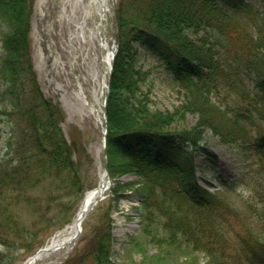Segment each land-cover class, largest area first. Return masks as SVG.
Instances as JSON below:
<instances>
[{
    "label": "trees",
    "instance_id": "1",
    "mask_svg": "<svg viewBox=\"0 0 264 264\" xmlns=\"http://www.w3.org/2000/svg\"><path fill=\"white\" fill-rule=\"evenodd\" d=\"M34 2L0 0V103L5 104L0 131L2 125L9 128L0 146V264H15V252L31 250L37 231L54 218L51 202L46 203L43 195L51 201L64 179L75 200L80 201L84 192L76 145L67 140L61 125L65 111L45 94L34 68L30 46ZM139 47L158 57L186 90L183 110L198 111L200 116L193 127L171 130L183 113L180 108L152 109L141 96L144 72L136 65ZM230 56L243 64V73L234 79L235 71L224 67ZM245 73L252 77L255 92L246 99L247 119L264 120V0H131L120 7L118 49L105 106L108 169L141 178L140 209L149 222L144 232L154 222L156 208L164 220L168 247L205 251L216 264L225 258L221 250L230 247L224 225L232 217L238 220L240 212L221 191L211 192L197 183L194 154L212 156L200 147L205 128L220 135L243 131L242 121L226 114L213 101L211 91L229 81L234 82L233 90L241 91ZM244 107L242 102L241 111ZM253 150L264 164V133L256 137ZM129 185L115 184L114 197L125 193ZM231 186L232 182L223 180L224 190H232ZM262 213L259 220L264 229ZM71 220L66 217L55 224ZM243 240L249 262L264 264V242ZM112 243L106 215L95 232L96 264L111 260Z\"/></svg>",
    "mask_w": 264,
    "mask_h": 264
},
{
    "label": "rangeland",
    "instance_id": "2",
    "mask_svg": "<svg viewBox=\"0 0 264 264\" xmlns=\"http://www.w3.org/2000/svg\"><path fill=\"white\" fill-rule=\"evenodd\" d=\"M130 1L113 0L107 12H103L93 0L34 2L30 31L34 68L45 94L58 101L65 111L66 116L61 125L68 141L76 145L75 159L84 192L98 183L100 168L104 169L107 160L103 131L106 128L104 100L108 93L109 70L104 60L106 48L102 44L110 43L116 37L113 12L119 11L123 2ZM187 32L196 39L197 35L191 30ZM2 51L0 36V54ZM51 54L54 57L57 55L59 62L55 63ZM228 59L224 67L235 71L233 79L236 75L240 77L243 73L242 62L235 61L233 56ZM136 65L144 72L140 81V94L145 95L150 108L163 111L180 108L183 113L170 126L171 130L193 127L200 117L199 112L183 110L187 92L175 82L163 62L145 48L139 47ZM244 76V88L241 91L233 90L230 84L234 82L231 81L224 83L219 90L211 91L213 101L226 114L242 121L243 131L238 135H220L205 128L200 147L212 156L199 151L194 154L196 180L209 189L220 190L240 212L238 220L232 217L224 225L229 230L230 247L221 250L225 256L222 264H252L243 239L264 242L263 223L259 220L264 210V164L263 158L253 150L256 137L264 133V120L253 117L247 119L250 115L246 99L253 97L255 92L254 86H250L252 77L248 73ZM80 83L87 94H98L102 110L101 123L96 115H84L85 110L76 94ZM241 92L243 96L247 94L246 98L240 97ZM242 102L245 106L243 111ZM3 106L5 104L0 103V111ZM8 131L9 128L2 125L0 146L4 145ZM108 172L109 187L84 219L82 231L72 247L54 252L35 264H96L92 252L95 232L106 215L109 216L113 238L111 260L106 264H216L211 262V257L205 251L168 247L165 243L167 233L164 220L158 217L156 208H153L154 222L144 232L149 222L146 220L147 213L140 209L143 201V192L139 189L141 178L135 173ZM223 180L232 182V190L221 187ZM121 182L131 185L125 193L115 198L112 187ZM59 185L61 188L52 195L51 201L48 195H43L46 203L51 202L50 215L54 218L37 231L31 250L18 249L15 252V264H22L71 223L63 226L55 222L66 217L74 218L79 210L83 197L78 201L70 195L68 180H62Z\"/></svg>",
    "mask_w": 264,
    "mask_h": 264
},
{
    "label": "bare ground",
    "instance_id": "3",
    "mask_svg": "<svg viewBox=\"0 0 264 264\" xmlns=\"http://www.w3.org/2000/svg\"><path fill=\"white\" fill-rule=\"evenodd\" d=\"M95 4L100 5L103 12H107L113 3V0H93ZM72 4V3H71ZM95 43V42H94ZM86 45V42H84ZM102 46L106 48L105 63L107 68H110L113 53V44L103 42ZM54 57V54H51ZM55 63L59 62L57 55L54 57ZM77 97L80 100L82 108L85 110L84 115H96L98 121L101 123L102 110L99 107V98L96 92L92 94H87L82 88V83L79 85L77 91ZM108 185V178L105 169L100 168L99 181L98 183L88 189L84 195L81 206L73 219L72 223L67 225V227L60 231L58 234L53 236L48 244L43 246L37 254L29 257L23 264H35L37 260L46 259L52 253L60 251L62 249H70L74 242L76 241L79 233V225L83 223L84 219L87 217L88 213L94 206L95 202L100 199L102 195L105 194Z\"/></svg>",
    "mask_w": 264,
    "mask_h": 264
},
{
    "label": "water",
    "instance_id": "4",
    "mask_svg": "<svg viewBox=\"0 0 264 264\" xmlns=\"http://www.w3.org/2000/svg\"><path fill=\"white\" fill-rule=\"evenodd\" d=\"M107 98V97H106ZM105 170H106V175H107V178H108V184H109V174H108V171H107V167H106V165H105ZM107 187H108V185H107ZM103 197V195L100 197V198H102ZM98 201H96L95 202V204L97 203ZM81 225H79V232L81 231ZM41 250V248L38 250V251H40Z\"/></svg>",
    "mask_w": 264,
    "mask_h": 264
}]
</instances>
